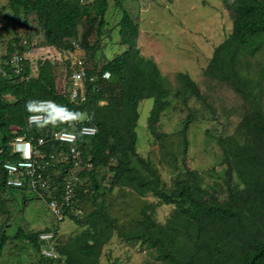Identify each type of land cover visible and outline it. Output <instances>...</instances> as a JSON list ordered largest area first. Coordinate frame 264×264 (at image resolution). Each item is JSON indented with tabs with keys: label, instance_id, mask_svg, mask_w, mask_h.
I'll use <instances>...</instances> for the list:
<instances>
[{
	"label": "trees",
	"instance_id": "obj_1",
	"mask_svg": "<svg viewBox=\"0 0 264 264\" xmlns=\"http://www.w3.org/2000/svg\"><path fill=\"white\" fill-rule=\"evenodd\" d=\"M112 1L121 12L116 26L119 43L126 48L99 69L86 63L88 74L99 78L97 86L86 83L85 100L80 104L69 102L59 93L53 64L48 59L39 60L36 66L26 61L23 74L27 79L20 80L7 64L9 53L24 52L18 45L20 38L15 36L7 42L0 64V161L18 158L10 146L17 135L36 138L82 117L97 128L93 136L77 139L83 163L89 167L84 165L78 172L80 180L72 208H77V199L87 196L93 208L84 216L67 210V217L83 230L62 244L55 237L54 249L63 259L62 264H99L102 246L113 231L125 241L139 240L152 249L153 257L159 261L156 264H264V105L261 82L249 76L251 62L247 58L264 46V0H221L230 12L232 28L213 48L204 68L205 75L226 83L243 99L234 134L217 139L224 164L220 188L204 185L201 173L187 167L184 175L176 176L168 187L158 168L136 151L135 127L141 100L152 99L147 128L156 140L165 135L157 123L161 113L171 106V95L185 99L186 94H191L201 102L207 101L187 73L177 72L178 87L171 88L156 62L140 53L138 24L132 15L121 0ZM108 5L109 0L86 4L80 0H7L0 10L10 11L13 18L21 15L24 21L34 15L46 43L57 50L72 51V41H78L88 53L98 46L97 41L89 46L88 37L93 31L98 37L104 33ZM82 20L89 21L79 31ZM34 68L36 73L32 74ZM105 71L110 77L103 81L101 75ZM39 100H52L56 107L48 112L44 122L30 126L27 118L35 112ZM189 124L187 117L180 130L184 154ZM55 146L56 143H48L43 149ZM103 168L106 174H100ZM234 175L240 179L241 188L234 184ZM122 187L139 197L150 194L160 204L173 205L172 215L164 224H156L143 208L135 226L122 227L108 213L105 200L106 194ZM14 189L25 190L5 187L0 182V217L8 214L2 193ZM6 226L8 223L0 224V261L9 240ZM46 231L58 232L57 222ZM15 237L28 240L37 250L42 244L39 232L19 229Z\"/></svg>",
	"mask_w": 264,
	"mask_h": 264
},
{
	"label": "rangeland",
	"instance_id": "obj_2",
	"mask_svg": "<svg viewBox=\"0 0 264 264\" xmlns=\"http://www.w3.org/2000/svg\"><path fill=\"white\" fill-rule=\"evenodd\" d=\"M6 2L7 0H0V7ZM121 2L138 24L137 46L140 53L156 62L174 90L179 84L175 74L187 73L196 82L207 101L201 102L191 94H186L185 99L171 95V106L161 113L157 123L158 130L165 135L156 140L150 136L147 128L152 99L141 100L136 126V151L158 168L168 187L176 176L184 175L186 167L201 173L204 185L222 187L224 164L221 163L222 150L217 139L234 134L240 121L243 99L226 83L205 75L204 68L214 46L231 30L230 12L224 8L221 0H121ZM120 16L119 8L109 0L105 13L107 24L103 29L104 33L98 37L93 31L87 39L89 46L95 41L98 46L90 49L88 53L82 48L72 54L66 50H59L61 54L56 55L54 52L48 54L45 51L50 45L46 43L44 32L34 15H29L24 21L21 15L13 18L10 11L0 10V64L7 42L17 36L20 38L18 41L23 51L26 48L35 51L31 61L27 58L28 64L33 63L36 66L42 56H46L45 59L52 62L59 91L68 81L66 69L71 56L75 58L84 54L86 63L99 69L108 59L126 48L119 43L116 24ZM88 21L80 22L79 31L87 26ZM24 39L28 47L22 44ZM247 58L251 62L249 76L261 82L260 92L264 105V46ZM35 73L36 71L32 72ZM187 117L190 118V124L187 131L188 148L184 154L180 130ZM106 173L105 168L101 169L100 174ZM234 184L242 187L236 175ZM30 196L31 193L17 189L2 193L8 214L0 217V224L8 223L4 228L9 240L4 247L0 264H60L46 260L40 250L28 240L15 239L19 229L24 232L40 233L56 226V218L46 202ZM89 197L76 201L77 209L82 211L80 216H84L93 208ZM105 200L108 213L124 228H131L137 224L143 208L150 212L156 224H164L174 210L173 205L160 204L158 199L150 194L139 197L127 187L113 189L106 194ZM81 230L82 227L67 217L58 226L57 242L62 244ZM152 252V249L147 248L139 240L125 241L113 231L109 241L102 246L99 264H156L159 261L153 257Z\"/></svg>",
	"mask_w": 264,
	"mask_h": 264
},
{
	"label": "built area",
	"instance_id": "obj_3",
	"mask_svg": "<svg viewBox=\"0 0 264 264\" xmlns=\"http://www.w3.org/2000/svg\"><path fill=\"white\" fill-rule=\"evenodd\" d=\"M92 0H80L81 3H90ZM24 39L22 44H25ZM26 45V44H25ZM73 52L81 50L78 41H72ZM56 55L61 53L55 51L51 46L45 50ZM25 52V53H24ZM23 53L17 50L9 53L7 64L19 75L20 80L25 77L24 67L27 65L26 59L33 56L34 49L27 48ZM70 53V52H68ZM72 54V53H71ZM75 55V54H74ZM41 58L44 59V56ZM68 66V81L59 90L61 95L73 104H80L85 100V86L91 82L97 86L99 76L88 74L90 69L87 66L84 54L70 57ZM35 69H33L34 71ZM67 72V71H66ZM110 74L105 71L101 75V80H108ZM52 100H39L35 105V112L27 118L28 125L41 124L47 117V112L55 109ZM87 117L69 121L64 128H54L47 130L43 136L26 139L24 136H16L10 141L12 153H16L15 160L0 161V182L5 187L25 189L33 193L38 198L46 200L47 206L55 216L57 222L62 221L68 209L76 197V183L80 180L78 172L85 165L83 163L82 151L77 139L79 136L89 137L97 132L94 125L89 124ZM48 143H56L52 149H43ZM53 176H58L57 180ZM74 214L80 215L81 209H74ZM54 232H42L39 234L40 251L46 258L52 260L59 259V255L54 249ZM42 240V241H41Z\"/></svg>",
	"mask_w": 264,
	"mask_h": 264
},
{
	"label": "clouds",
	"instance_id": "obj_4",
	"mask_svg": "<svg viewBox=\"0 0 264 264\" xmlns=\"http://www.w3.org/2000/svg\"><path fill=\"white\" fill-rule=\"evenodd\" d=\"M79 44H80V43H79ZM18 45H19L20 47H22V46L20 45V42H19V41H18ZM24 46H25V47H28V45H25V44H24ZM51 47H53V46H51ZM80 47H81V45H80ZM53 48H54V47H53ZM16 49H17V48H16ZM54 49H55V51L60 52V51L57 50L56 48H54ZM26 50H27V48H26ZM81 50H82V47H81ZM17 51H18V50H17ZM24 51H25V50H24ZM66 51H67V50H66ZM67 52L72 53L73 50H72V51H67ZM34 53H35V51H34ZM34 53H33V54H34ZM45 58H46V56L44 57V59H45ZM41 60H43V58H42ZM26 61H27V59H26ZM28 61H31V59L28 58ZM31 64H32V63H31ZM34 69H35V68H34ZM67 69H68V67H67ZM34 71H36V69H35ZM34 71H32V72H34ZM48 112H49V111H48ZM48 112H47V114H48ZM46 119H47V117H46ZM46 119H45V120H46ZM17 136H18V135H17ZM19 136H21V135H19ZM47 150H48V149H47ZM23 191H24V192H29V191H25V190H23ZM29 193H31V192H29ZM31 195L35 196L33 193H31ZM35 198H38V197L35 196ZM38 199H39V198H38ZM40 199H41V198H40ZM42 200H44V199H42ZM44 201L46 202V200H44ZM46 205H47V203H46ZM74 209H76V208H74ZM74 209H73V210H74ZM50 212H51V211H50ZM54 217H55V216H54ZM65 218H67V215H66ZM65 218H64V219H65ZM64 219H63V220H64ZM63 220H62V221H63ZM62 221L57 222V220H56L57 225L59 226V224H60ZM43 232H54V231H43ZM40 233H42V232H40ZM40 233H39V234H40ZM54 233H55V235H56L57 232H54ZM40 248H41V247H40ZM39 250H40V249H39ZM40 253H41V251H40ZM57 254H58V253H57ZM41 255H42V253H41ZM58 255H59V254H58ZM42 256H43V255H42ZM59 256H60V255H59ZM43 257H44V256H43ZM44 258H45L46 260H49V261L51 260V261H53V262H54V261H56V262L60 261V264H62V262H63V259H61V256H60L59 259H57V260H52V259H50V258H46V257H44Z\"/></svg>",
	"mask_w": 264,
	"mask_h": 264
},
{
	"label": "crops",
	"instance_id": "obj_5",
	"mask_svg": "<svg viewBox=\"0 0 264 264\" xmlns=\"http://www.w3.org/2000/svg\"><path fill=\"white\" fill-rule=\"evenodd\" d=\"M231 24H232V23H231ZM231 28H232V26H231ZM230 32H231V30L229 31V33H230ZM227 36H228V34L226 35V37H227ZM226 37H224L219 43H221ZM219 43H218V44H219ZM218 44H217V45H218ZM215 46H216V45H215ZM215 46H214V47H215ZM212 51H213V49H212ZM211 55H212V53H211ZM210 57H211V56H210ZM205 67H206V66H205ZM138 112H139V111H138ZM138 118H139V117H138ZM137 121H138V120H137ZM136 126H137V124H136ZM135 130H136V127H135ZM148 132H149V131H148ZM136 133H137V132H136ZM150 136H151V135H150ZM151 137H152V136H151ZM136 141H137V138H136ZM144 157H145V156H144Z\"/></svg>",
	"mask_w": 264,
	"mask_h": 264
}]
</instances>
